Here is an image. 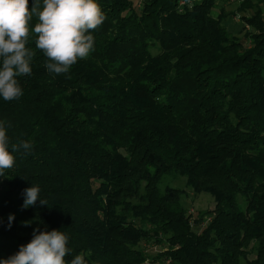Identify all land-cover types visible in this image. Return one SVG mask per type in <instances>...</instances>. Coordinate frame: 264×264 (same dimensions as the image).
Here are the masks:
<instances>
[{
	"label": "trees",
	"instance_id": "16d2710c",
	"mask_svg": "<svg viewBox=\"0 0 264 264\" xmlns=\"http://www.w3.org/2000/svg\"><path fill=\"white\" fill-rule=\"evenodd\" d=\"M179 1L97 0L93 50L61 74L29 21L32 73L0 97L9 151L32 146L0 177V260L55 229L66 262L264 264V0L237 6L242 36L216 0ZM178 178L212 209L190 213ZM32 184L47 205L24 209Z\"/></svg>",
	"mask_w": 264,
	"mask_h": 264
},
{
	"label": "clouds",
	"instance_id": "9594fccd",
	"mask_svg": "<svg viewBox=\"0 0 264 264\" xmlns=\"http://www.w3.org/2000/svg\"><path fill=\"white\" fill-rule=\"evenodd\" d=\"M38 18L32 32L36 36V48L48 58L45 66L50 73H68L78 59L87 58L93 50L94 31L106 17L97 0H34L31 10L28 0H0V97L5 101L18 99L22 90L17 77L30 75V62L35 53L26 47L29 38V21ZM10 127V125H8ZM31 144L19 141L9 151V138L5 122H0V177L15 163L13 152L21 149L28 153ZM40 187L33 185L23 190L27 209L36 204L47 205L40 198ZM13 215L9 216V227ZM28 222H25L27 226ZM69 237L60 230L40 232L34 229L33 239L27 245L0 264H86L84 255H76L70 262L65 257L70 253Z\"/></svg>",
	"mask_w": 264,
	"mask_h": 264
},
{
	"label": "rangeland",
	"instance_id": "374dc122",
	"mask_svg": "<svg viewBox=\"0 0 264 264\" xmlns=\"http://www.w3.org/2000/svg\"><path fill=\"white\" fill-rule=\"evenodd\" d=\"M219 2V4L221 5L222 8H224L227 13L232 12V15H229V19L232 21V23L225 19L223 21V25L227 28V30L236 35H240V29H241V25L239 27V25L236 26H232L233 23H240L242 24L241 20L236 18V14L235 10H236V6H237V1L236 0H217ZM239 29V30H238ZM242 36V34H241ZM249 43L248 41H246V44ZM172 186L183 190V194L181 196V203L183 204V206L189 210V212L192 210L194 212L197 213V211H202V212H206L210 209H212V198L205 193H200L198 195H195L193 193L192 190L186 188L184 186V181L181 178L175 179V180H167ZM210 218V217H209ZM148 251H152L153 253H156L153 249H148Z\"/></svg>",
	"mask_w": 264,
	"mask_h": 264
},
{
	"label": "crops",
	"instance_id": "0c3cea01",
	"mask_svg": "<svg viewBox=\"0 0 264 264\" xmlns=\"http://www.w3.org/2000/svg\"><path fill=\"white\" fill-rule=\"evenodd\" d=\"M217 1V0H216ZM237 1V6L240 4V2L242 1V0H236ZM237 6H236V8H237ZM221 11H224L225 13L227 12L224 8H222L221 7V5L219 4V2L217 1L216 2V7H215V9L213 10V15L214 16H217V15H219L220 14V12ZM235 12H236V10H235ZM235 15V14H234ZM236 15H238V14H236ZM227 20H229L231 23H232V21L229 19V16H228V18H226ZM238 21V20H237ZM236 25H239V27H240V23H233L232 24V26H236ZM239 30V29H238ZM236 35H238V34H236ZM240 36V35H239Z\"/></svg>",
	"mask_w": 264,
	"mask_h": 264
},
{
	"label": "built area",
	"instance_id": "2783aa9c",
	"mask_svg": "<svg viewBox=\"0 0 264 264\" xmlns=\"http://www.w3.org/2000/svg\"><path fill=\"white\" fill-rule=\"evenodd\" d=\"M197 1V0H180L179 1V7H180V11L183 9V7L188 6L189 8L192 6V4ZM237 20L240 19L239 15H236ZM246 30L249 29L248 25H245ZM193 211L191 210L190 213H192ZM208 221V220H207ZM207 221H203V225L207 223ZM153 250H155V248H153Z\"/></svg>",
	"mask_w": 264,
	"mask_h": 264
}]
</instances>
